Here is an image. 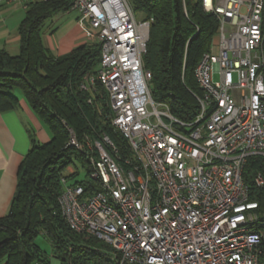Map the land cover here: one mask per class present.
Listing matches in <instances>:
<instances>
[{
    "label": "built area",
    "instance_id": "obj_1",
    "mask_svg": "<svg viewBox=\"0 0 264 264\" xmlns=\"http://www.w3.org/2000/svg\"><path fill=\"white\" fill-rule=\"evenodd\" d=\"M68 1L100 45L78 90L105 92L126 152L106 134L79 143L70 130L66 147L85 154L96 187L61 177L65 224L109 246L102 264H264V211L244 180L247 161L264 158V0H201L218 27L195 69L202 95L190 121L152 99L143 65L152 18L136 19L128 0ZM253 180L264 189L261 173Z\"/></svg>",
    "mask_w": 264,
    "mask_h": 264
},
{
    "label": "trees",
    "instance_id": "obj_2",
    "mask_svg": "<svg viewBox=\"0 0 264 264\" xmlns=\"http://www.w3.org/2000/svg\"><path fill=\"white\" fill-rule=\"evenodd\" d=\"M128 1L135 16L152 18L143 57L144 68L151 74L152 99L165 104L178 119L190 121L198 110L195 96L202 95L195 69L210 49L217 18L204 11L201 0ZM69 9L68 0L32 1L18 28L19 53L11 56L0 50V110L16 107L14 91L19 90L52 135L47 143H34L20 164L10 209L0 219V264H48L36 244L40 235L49 240L51 255L61 264H102L110 249L93 237L71 231L60 216L57 202L63 176L82 184L86 191L96 187L86 178L91 167L85 154L66 147L70 130L79 143L85 137L96 140L106 134L126 152L107 112L97 103H102L100 94L92 96L78 90L82 77L99 66L100 45L88 41L55 56L42 42L40 30L44 22L55 12ZM262 18L264 77V8ZM89 97L93 98L92 105L86 102ZM73 160L81 162L84 180H76L78 171L65 174ZM258 172L264 176V158L251 157L244 169V180L250 200L257 201L264 211V189L256 187L253 180Z\"/></svg>",
    "mask_w": 264,
    "mask_h": 264
},
{
    "label": "crops",
    "instance_id": "obj_3",
    "mask_svg": "<svg viewBox=\"0 0 264 264\" xmlns=\"http://www.w3.org/2000/svg\"><path fill=\"white\" fill-rule=\"evenodd\" d=\"M32 1L35 0L0 3V50L11 56L19 53L18 28ZM71 11L69 9L66 12H55L52 16L56 15V18L52 23H58L61 18L58 13L64 16ZM62 31L58 34L59 28L56 26L52 35L45 38L41 36L45 48L55 56L64 55L77 46L91 41L78 20L71 25H65ZM14 94L18 99L16 107L12 110H0V219L5 217L10 209L23 158L34 143H47L52 136L47 126L30 108L22 93L14 91Z\"/></svg>",
    "mask_w": 264,
    "mask_h": 264
},
{
    "label": "rangeland",
    "instance_id": "obj_4",
    "mask_svg": "<svg viewBox=\"0 0 264 264\" xmlns=\"http://www.w3.org/2000/svg\"><path fill=\"white\" fill-rule=\"evenodd\" d=\"M57 15H60V17H61L59 19L58 23H56V22L52 23L53 20L56 18V15L50 17L49 19H47L44 22V24H43V26L41 27V30H40L41 36H44L43 38L52 35V33L54 32L56 26H57V28H59L58 34H61L63 32L62 30H64V26L65 25H71L76 20H78V21L81 22L84 32L87 35H89V37L92 36L93 40H91V42L96 43V44L98 43L94 39V31H92L91 28L89 27L87 18L83 17L77 10H72L69 14H66L64 16H61L62 13H58ZM135 17H136V19L143 20L144 16H143V14H138ZM216 50L217 49H215L214 53L217 52ZM262 51H263V47L261 49V52ZM262 54H263V52H262ZM217 78H218V76L215 74L213 79L217 80ZM15 92H19V90H15ZM100 97L102 98L101 99L102 103H99V101H97V103H98L99 106H101L103 109H105V111L108 114V108L106 106V100H105L104 92L100 93ZM69 171L70 172L71 171H73V172L78 171V176L76 177V180H84V178H85L84 177V168L82 167V164H81V162L79 160H73V164H71L67 168L65 174H67ZM36 244L39 246V248L42 251V253L45 254L46 257L50 259V263L49 264H61L60 260L52 257V255H51V245H50V242H49V240L47 238H45V237H43L41 235L38 236L36 238ZM68 262H70V261H68Z\"/></svg>",
    "mask_w": 264,
    "mask_h": 264
}]
</instances>
